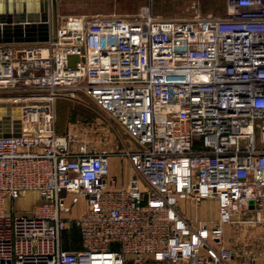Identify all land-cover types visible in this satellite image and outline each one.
Here are the masks:
<instances>
[{"label": "built area", "instance_id": "2783aa9c", "mask_svg": "<svg viewBox=\"0 0 264 264\" xmlns=\"http://www.w3.org/2000/svg\"><path fill=\"white\" fill-rule=\"evenodd\" d=\"M190 8L157 17L143 5L0 44V101L22 103L21 134L0 137V264H232L225 224L264 232V0H224L220 16ZM80 94L134 143L115 151L126 185L109 176L111 154L56 131L57 100ZM28 191V213L4 209ZM205 199L212 219L179 210ZM73 228L83 248L69 251L61 232Z\"/></svg>", "mask_w": 264, "mask_h": 264}, {"label": "rangeland", "instance_id": "374dc122", "mask_svg": "<svg viewBox=\"0 0 264 264\" xmlns=\"http://www.w3.org/2000/svg\"><path fill=\"white\" fill-rule=\"evenodd\" d=\"M56 0V30L64 27L70 19L71 27H77L80 20L88 21L94 15L129 16L138 11L140 6L148 5L151 13L157 17H189L192 13L190 6L193 4L201 16H220L224 12V0ZM171 14H168V13ZM163 14V15H161ZM80 19V20H79ZM7 92V91H4ZM11 93V92H9ZM1 94V93H0ZM5 95L6 93H2ZM79 100L66 99L74 108L75 113L69 116L68 121L76 124L71 134L72 147L78 148L79 144H86L87 149L109 154H115L116 149L125 146L134 148V143L126 133L113 123L109 116L99 109L90 99L80 94ZM118 156V155H117ZM126 158V157H124ZM127 159V158H126ZM124 159V162L125 160ZM128 160L117 169V176L132 171ZM132 173V172H131ZM38 194L28 191L19 198L4 201V209H14L17 213H28L38 202ZM184 213L195 214L198 217H211L214 214V201L205 199L195 208L186 202ZM83 201L73 208V213L81 210ZM181 206V205H180ZM181 211V207L179 208ZM245 212L233 213L232 218H244ZM223 243L234 251L232 264H252L264 251V232L260 225L252 223L230 222L225 224ZM81 237L77 229H64L61 232V244L66 247L79 243Z\"/></svg>", "mask_w": 264, "mask_h": 264}, {"label": "water", "instance_id": "95a60500", "mask_svg": "<svg viewBox=\"0 0 264 264\" xmlns=\"http://www.w3.org/2000/svg\"><path fill=\"white\" fill-rule=\"evenodd\" d=\"M56 39V0H0V44H33ZM81 54H71L74 66ZM21 102L0 101V137L22 132ZM64 194V190L61 191Z\"/></svg>", "mask_w": 264, "mask_h": 264}, {"label": "crops", "instance_id": "0c3cea01", "mask_svg": "<svg viewBox=\"0 0 264 264\" xmlns=\"http://www.w3.org/2000/svg\"><path fill=\"white\" fill-rule=\"evenodd\" d=\"M183 5L182 0H181V6ZM168 14H171L170 12ZM163 15V14H161ZM72 113H75L74 108L71 106L70 103L67 102L66 99L60 98L57 100L56 102V122H55V129L57 132L59 133H73L75 130V126L76 124L74 122H69L68 118L69 116H72ZM71 135V134H70ZM124 157H119L116 154H111L109 156V176L113 178V180L115 181V185L120 186V185H126L128 183V180L130 178L131 172H126L125 174L121 175L120 177L117 176V169L119 166H123V164L126 163L127 159L124 162ZM131 169V168H130ZM38 196V195H37ZM38 202H39V196H38ZM37 202V203H38ZM187 203L186 202H181V213L188 219H190L191 221H196V220H208V219H212L215 216V209H214V214L211 217H198L195 214H189L187 215L186 213H184V207H186ZM198 205V204H197ZM197 205H195L193 208H195ZM199 206V205H198ZM76 228H73L71 230H75ZM227 229L224 226L225 230ZM62 247L66 250L69 251H74V250H78L83 248V244L82 241L80 239L79 243H77L74 246H70V247H66L63 246ZM264 250V248H263ZM252 264H264V251L259 255L258 259L256 260V262H253Z\"/></svg>", "mask_w": 264, "mask_h": 264}, {"label": "bare ground", "instance_id": "6f19581e", "mask_svg": "<svg viewBox=\"0 0 264 264\" xmlns=\"http://www.w3.org/2000/svg\"><path fill=\"white\" fill-rule=\"evenodd\" d=\"M70 28H74V27H71V26H70Z\"/></svg>", "mask_w": 264, "mask_h": 264}]
</instances>
